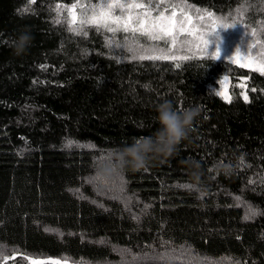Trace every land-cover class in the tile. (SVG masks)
Returning a JSON list of instances; mask_svg holds the SVG:
<instances>
[{
  "label": "trees",
  "instance_id": "1",
  "mask_svg": "<svg viewBox=\"0 0 264 264\" xmlns=\"http://www.w3.org/2000/svg\"><path fill=\"white\" fill-rule=\"evenodd\" d=\"M183 1L264 45V0ZM74 2L0 0V247L67 264H264V74L193 48L140 59L160 54L143 36L71 32L54 9ZM164 101L197 110L188 136L133 166L126 150L155 139Z\"/></svg>",
  "mask_w": 264,
  "mask_h": 264
},
{
  "label": "snow or ice",
  "instance_id": "2",
  "mask_svg": "<svg viewBox=\"0 0 264 264\" xmlns=\"http://www.w3.org/2000/svg\"><path fill=\"white\" fill-rule=\"evenodd\" d=\"M30 2H35V0H30ZM168 4V7L161 10V5ZM82 9L80 17H77L76 9L77 7ZM61 9H67L69 16L71 17L67 20L69 30L77 35H87V32L84 30L85 27H95L97 30L101 28L106 29L108 32L115 33L116 31L124 32H133L139 33L142 36L148 37L152 41H163L166 48L161 49H142L144 52H159V55H141L140 59H178L175 55H171V51L176 48L178 43H185L184 41H179L178 37L182 35H191V32L188 31L186 25H190L192 22L191 16L185 11L184 8H180L179 12L177 11V5L174 3H169V0H147V3L144 0H98L97 4L90 5L86 7L84 4L80 3V0H76L72 5H62L57 3L56 8L54 9L57 14H60ZM119 9L120 15H116V10ZM143 10V11H135ZM91 12V15H89ZM153 12H157V15H153ZM167 13V14H166ZM211 16V13H209ZM200 19H203L201 17ZM59 23L60 21H56ZM236 25H241L239 22H234L232 24H226L221 22L217 28L213 29L210 36L217 37V46L214 51L210 52L209 55L212 59H219L221 52L219 48V33L218 29H228L235 27ZM244 27V26H243ZM28 40L27 35L22 36L20 39V46L23 47L25 42ZM211 41L205 40L204 44L206 47H209ZM241 49L236 48V54L238 60H245V56H240ZM249 49L246 45L245 53H248ZM182 59H188L187 56L182 57ZM232 60L233 56L227 58ZM255 65V66H254ZM179 66V65H177ZM241 67H247L254 71H259L261 74H264V62L256 64V62L247 58L246 63H241ZM227 79V77H225ZM247 80V77L244 78ZM239 87L244 88L245 91L241 93L245 102L249 101L247 95L246 84L241 83ZM255 92L256 89H251ZM217 95H220L226 102L231 103V96L225 92H217ZM178 111H181L177 109ZM139 143V141H137ZM8 250L0 247V264H9L10 261H16L17 259H26L29 261V264H67V261L60 260H37L31 257H26L23 254L12 252L11 255L6 254Z\"/></svg>",
  "mask_w": 264,
  "mask_h": 264
},
{
  "label": "rangeland",
  "instance_id": "3",
  "mask_svg": "<svg viewBox=\"0 0 264 264\" xmlns=\"http://www.w3.org/2000/svg\"><path fill=\"white\" fill-rule=\"evenodd\" d=\"M144 2L147 3V0H144ZM97 3L98 1L92 2L87 7L93 4H97ZM169 3L176 4L178 12L180 8H184L185 11H187L188 14L192 18L191 24L186 25V28L188 29V31L191 32V35L185 34V35L178 37L179 41H184L185 43L183 44L178 43L176 48L171 51L170 53L171 55H180L183 49L185 50L186 48H189V49L193 48L195 54L197 55H200L201 53H205V52L214 51L217 46V37L210 36L213 29L217 28L221 22L226 23V24L233 23V21L226 19L225 16L222 17V15H216V14L211 13V16H209V13L201 14L195 11L194 8H191L183 0H181L180 2H178V0H169ZM154 4H155V0H154ZM166 7H168V4L161 5V10H163ZM187 7H189L190 9ZM81 11L77 15L78 18L80 17ZM135 11H143V10H135ZM115 14L120 15L119 9L116 10ZM157 14H158L157 12H153L154 16ZM89 15H91V12H89ZM201 17H203V19H200ZM217 31L219 33V40H218L219 48H220L221 55L223 57H230L232 55L233 60L239 64L246 63L247 58L253 59L257 65L264 62V45L261 43H260V48L256 52L253 53L249 50L248 53H245L246 45L248 49L250 45L251 46H255V44L257 45L258 38L256 37V35H251L250 38H248L250 39V42H249L248 40H240L241 36H243L241 34H244L245 31L239 27L235 26V27L228 28V29L219 28ZM119 32H124V31H119ZM126 33L128 35H131V34L140 35L139 33H133L131 31L126 32ZM143 37L146 38L150 46H153L157 49L167 47L163 41H152L148 37H145V36ZM205 40L211 41L209 47L205 46L204 44ZM199 47L201 48L200 49L201 51L199 50ZM236 48L241 49L239 55L245 56L246 57L245 60L243 61L238 60L237 54H236ZM225 77L227 76H223L220 80V87H221L220 92H225L226 94L229 95V90L227 91L228 77L227 79H225ZM37 260L49 261V260H57V259L45 258V259H37Z\"/></svg>",
  "mask_w": 264,
  "mask_h": 264
},
{
  "label": "clouds",
  "instance_id": "4",
  "mask_svg": "<svg viewBox=\"0 0 264 264\" xmlns=\"http://www.w3.org/2000/svg\"><path fill=\"white\" fill-rule=\"evenodd\" d=\"M157 112L156 119L161 127L154 134L155 139L147 137L126 150L125 154L132 157L133 166H142L148 159V153L174 152L176 144L187 138L191 123L198 114L196 109L178 111L170 101L159 104Z\"/></svg>",
  "mask_w": 264,
  "mask_h": 264
},
{
  "label": "flooded vegetation",
  "instance_id": "5",
  "mask_svg": "<svg viewBox=\"0 0 264 264\" xmlns=\"http://www.w3.org/2000/svg\"><path fill=\"white\" fill-rule=\"evenodd\" d=\"M227 91H228V87H227Z\"/></svg>",
  "mask_w": 264,
  "mask_h": 264
}]
</instances>
